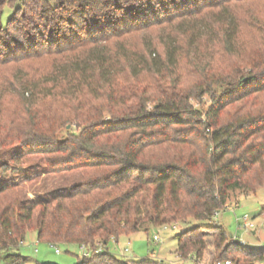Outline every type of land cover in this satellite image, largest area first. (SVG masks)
Returning <instances> with one entry per match:
<instances>
[{"label": "trees", "instance_id": "1", "mask_svg": "<svg viewBox=\"0 0 264 264\" xmlns=\"http://www.w3.org/2000/svg\"><path fill=\"white\" fill-rule=\"evenodd\" d=\"M248 1L0 0V70L15 67L0 78V103L16 95L27 117L0 137V264H26L30 231L85 244L76 264H161L107 246L167 225L182 228L184 261L201 264L208 242L215 262L264 260L216 222L230 190L264 186V50L242 37L259 19L236 13ZM36 59L49 66L27 67ZM67 126L77 133L59 141ZM33 155L45 166L23 167ZM73 169L103 172L46 201L22 199L7 176Z\"/></svg>", "mask_w": 264, "mask_h": 264}, {"label": "rangeland", "instance_id": "2", "mask_svg": "<svg viewBox=\"0 0 264 264\" xmlns=\"http://www.w3.org/2000/svg\"><path fill=\"white\" fill-rule=\"evenodd\" d=\"M54 1V0H52ZM236 13L239 16L245 17L246 11L258 16L259 21H264V1L253 0L246 3H241L236 8ZM12 9L7 7L4 14V21L7 20L11 14ZM259 23H252L253 26L245 24L243 26V40L249 43V49H263L264 50V32L262 26L258 27ZM263 23V22H262ZM256 25V26H255ZM259 28V29H258ZM259 31H258V30ZM153 34L152 39L157 41V34ZM142 34H134L131 36V43L134 46H141L143 42ZM248 52V51H245ZM22 65L21 63H18ZM29 68H47L49 62L46 60L40 61L36 59L27 63ZM15 67L10 69H1L0 78H6L13 73ZM184 72V71H183ZM186 80V79H185ZM209 97L205 96L201 101H192L194 106L201 109H206L209 105ZM0 137L4 139L8 134H12L11 130L16 131L13 123L11 130V122L14 119L26 117L25 108L16 95H7L0 103ZM153 108V105L150 109ZM27 118V117H26ZM71 128V127H70ZM64 128L57 134L59 141H62L67 132L72 131L77 133L75 128ZM15 134V132H14ZM1 139V140H2ZM46 157V156H45ZM47 158V157H46ZM45 166V160L41 155H33L25 161L23 167H33L34 171L38 168ZM103 171L100 170H83L73 169L65 172H51L45 173H29L22 174L19 177L13 178L12 175H7L9 180L16 183L18 186L15 188V193L22 199H30L36 201H46L52 199L54 196L63 195L67 190L73 186L80 184L83 180H90L98 177ZM3 177L5 175H2ZM227 205L229 206L224 211L219 212L216 222L222 224L229 234L238 242L246 244L247 248H264V186L258 188L255 192L245 189H233L228 192ZM248 216V224L253 223L254 227L250 228L245 226L243 217ZM180 226H162L153 227L148 233L141 231L129 237H121L119 242L112 240L108 244V250L113 255L119 258L127 259H153L161 264H194L191 259L182 260L177 256L178 249V235L181 233ZM154 236L159 237V241H153ZM206 240L213 241V236L206 237ZM61 252L56 253V249ZM128 249L126 252L125 249ZM19 253L25 258L26 264H35L36 262H44L49 264H76L79 259L83 257V250L80 246L72 243H59L57 245L41 242L37 238L34 231L26 234L24 241L20 244ZM236 258H244L242 253H234ZM2 254L0 253V256ZM218 253L213 244L209 242L206 244L204 258L201 263L213 264L217 259ZM237 263L236 261H234ZM254 264H264L263 261H257Z\"/></svg>", "mask_w": 264, "mask_h": 264}, {"label": "built area", "instance_id": "3", "mask_svg": "<svg viewBox=\"0 0 264 264\" xmlns=\"http://www.w3.org/2000/svg\"><path fill=\"white\" fill-rule=\"evenodd\" d=\"M243 221L246 224L245 226L248 225L250 228H253L254 227V224L253 223H249V224L247 223L248 222V216L243 217ZM153 241L155 243H157L159 241V237L158 236H154ZM80 247L83 250V254H84L83 256L84 257H87V256L90 255V250L87 248V246L85 244H82ZM125 250L128 251L127 249H125ZM98 251H102V248L100 247L98 249ZM56 253H58V254L60 253V250L58 248L56 249ZM201 264H203V263H201ZM213 264H237V263H235L232 260H220V261L214 262Z\"/></svg>", "mask_w": 264, "mask_h": 264}, {"label": "water", "instance_id": "4", "mask_svg": "<svg viewBox=\"0 0 264 264\" xmlns=\"http://www.w3.org/2000/svg\"><path fill=\"white\" fill-rule=\"evenodd\" d=\"M70 128V126H68V129Z\"/></svg>", "mask_w": 264, "mask_h": 264}]
</instances>
